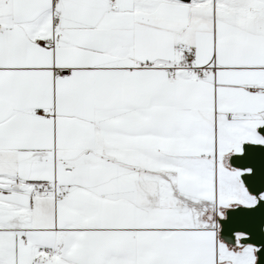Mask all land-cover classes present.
<instances>
[{
  "label": "snow or ice",
  "instance_id": "1",
  "mask_svg": "<svg viewBox=\"0 0 264 264\" xmlns=\"http://www.w3.org/2000/svg\"><path fill=\"white\" fill-rule=\"evenodd\" d=\"M0 264H264V0H0Z\"/></svg>",
  "mask_w": 264,
  "mask_h": 264
}]
</instances>
